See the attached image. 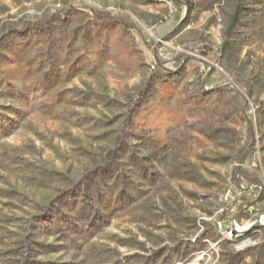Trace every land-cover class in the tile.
I'll list each match as a JSON object with an SVG mask.
<instances>
[{
    "label": "rangeland",
    "instance_id": "rangeland-1",
    "mask_svg": "<svg viewBox=\"0 0 264 264\" xmlns=\"http://www.w3.org/2000/svg\"><path fill=\"white\" fill-rule=\"evenodd\" d=\"M239 210L264 0H0V264H264Z\"/></svg>",
    "mask_w": 264,
    "mask_h": 264
},
{
    "label": "water",
    "instance_id": "water-1",
    "mask_svg": "<svg viewBox=\"0 0 264 264\" xmlns=\"http://www.w3.org/2000/svg\"><path fill=\"white\" fill-rule=\"evenodd\" d=\"M253 202L254 201L249 202L244 208H248ZM240 212L241 210L237 211L229 218L231 222L230 230L235 239L246 236L252 230L264 227V213L254 215V217L250 219L244 226H239L237 223V217L239 216Z\"/></svg>",
    "mask_w": 264,
    "mask_h": 264
},
{
    "label": "trees",
    "instance_id": "trees-1",
    "mask_svg": "<svg viewBox=\"0 0 264 264\" xmlns=\"http://www.w3.org/2000/svg\"><path fill=\"white\" fill-rule=\"evenodd\" d=\"M238 21H239V17H238V14L236 13L231 19L230 27L228 29V34L238 24Z\"/></svg>",
    "mask_w": 264,
    "mask_h": 264
},
{
    "label": "bare ground",
    "instance_id": "bare-ground-1",
    "mask_svg": "<svg viewBox=\"0 0 264 264\" xmlns=\"http://www.w3.org/2000/svg\"><path fill=\"white\" fill-rule=\"evenodd\" d=\"M244 244H247V242H245Z\"/></svg>",
    "mask_w": 264,
    "mask_h": 264
}]
</instances>
